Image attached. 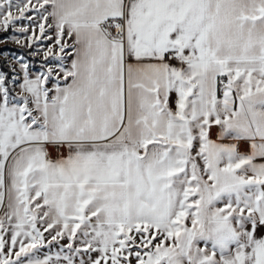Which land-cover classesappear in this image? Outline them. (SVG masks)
<instances>
[{"label":"snow or ice","instance_id":"1","mask_svg":"<svg viewBox=\"0 0 264 264\" xmlns=\"http://www.w3.org/2000/svg\"><path fill=\"white\" fill-rule=\"evenodd\" d=\"M0 60V264H264V0H0Z\"/></svg>","mask_w":264,"mask_h":264},{"label":"trees","instance_id":"2","mask_svg":"<svg viewBox=\"0 0 264 264\" xmlns=\"http://www.w3.org/2000/svg\"><path fill=\"white\" fill-rule=\"evenodd\" d=\"M4 47L9 48V49H12V50L20 51L24 55L27 53V50L26 49H20L17 45L8 44L7 46H4ZM2 66H3V62H2V60H0V67L2 68Z\"/></svg>","mask_w":264,"mask_h":264},{"label":"rangeland","instance_id":"3","mask_svg":"<svg viewBox=\"0 0 264 264\" xmlns=\"http://www.w3.org/2000/svg\"><path fill=\"white\" fill-rule=\"evenodd\" d=\"M15 45V44H13ZM6 48V47H5ZM6 50H10L12 52H16L17 54H20V55H24L23 53H21L20 51H17V50H12V49H9V48H6ZM38 60L39 58L37 57V59L35 61H33L34 64H37L38 63ZM1 68V67H0Z\"/></svg>","mask_w":264,"mask_h":264},{"label":"crops","instance_id":"4","mask_svg":"<svg viewBox=\"0 0 264 264\" xmlns=\"http://www.w3.org/2000/svg\"><path fill=\"white\" fill-rule=\"evenodd\" d=\"M52 155H53V157L56 156V152H55V150H52Z\"/></svg>","mask_w":264,"mask_h":264}]
</instances>
